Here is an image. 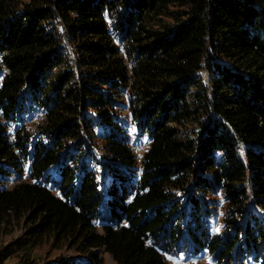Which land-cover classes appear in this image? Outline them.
Masks as SVG:
<instances>
[{"label": "trees", "instance_id": "obj_1", "mask_svg": "<svg viewBox=\"0 0 264 264\" xmlns=\"http://www.w3.org/2000/svg\"><path fill=\"white\" fill-rule=\"evenodd\" d=\"M33 108L44 141L0 210L83 256L45 264H167L156 244L187 238L195 256L264 264V0H0V164L18 172L30 138L4 121ZM87 153L107 187L79 171Z\"/></svg>", "mask_w": 264, "mask_h": 264}, {"label": "rangeland", "instance_id": "obj_2", "mask_svg": "<svg viewBox=\"0 0 264 264\" xmlns=\"http://www.w3.org/2000/svg\"><path fill=\"white\" fill-rule=\"evenodd\" d=\"M41 112L37 109H26L25 111H18L11 120H5L4 125L7 129V134L11 141H15L16 133H21L30 138V142L27 147L29 148L28 155L25 158L21 154L19 157L20 166L18 169L22 172L16 171L13 167H7L6 164H0V191L13 189L22 181H31L29 178L31 159L34 154V144L40 141H44L40 135V126L42 123ZM128 136L131 146L137 158L140 160L144 152L148 148V138L140 136L138 128L128 127ZM98 155L96 160H91L88 157V153L82 158H79L77 167L79 171L86 164L92 165V170L98 172V179L100 184L107 187L111 178L105 174L106 168L104 167V160ZM77 160V159H76ZM92 161V162H91ZM91 162V163H90ZM48 176V175H47ZM58 179L57 167H54L44 182L46 185L51 186L53 181ZM48 180V181H47ZM188 204L184 205V211L187 213ZM31 214L29 212H15L14 210H0V257H5L4 264H22L27 259L35 264H45L50 261H54L58 258H82L83 256L78 253V245L73 240H57L54 236H40L33 237L31 230L36 226L31 222ZM186 223L182 224V227ZM221 218H218L216 222H211L210 232L212 235H217L222 232L220 227ZM176 226V223H173ZM119 226V225H118ZM99 232L102 231V227L97 228ZM212 239V238H211ZM30 242L28 246L20 245V242ZM165 256L167 264H221L210 253L203 252L201 255L195 256L188 248H192L193 245L187 238L186 246L184 244L180 247L174 246L172 250L168 251L167 244L164 242H158L156 244ZM105 264H117L112 256L108 253L103 255ZM255 261L250 259H240L237 263L232 264H261L260 260Z\"/></svg>", "mask_w": 264, "mask_h": 264}]
</instances>
